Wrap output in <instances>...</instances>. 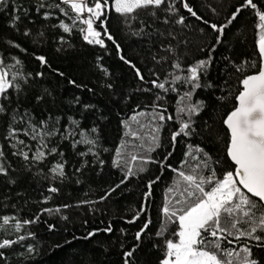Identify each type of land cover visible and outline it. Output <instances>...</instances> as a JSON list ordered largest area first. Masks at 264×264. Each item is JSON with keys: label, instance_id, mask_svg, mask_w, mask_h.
Segmentation results:
<instances>
[{"label": "trees", "instance_id": "obj_1", "mask_svg": "<svg viewBox=\"0 0 264 264\" xmlns=\"http://www.w3.org/2000/svg\"><path fill=\"white\" fill-rule=\"evenodd\" d=\"M184 2L201 19L192 16L183 7ZM57 3L59 0H0V57L6 63H14L11 57H16L21 61L18 67L25 76L32 74L27 84L21 81L23 91L19 97L10 90L11 107L16 106L18 98L21 112L28 109L37 121L49 114L53 118L60 117L62 129L69 124V117L80 122L78 130L90 131L96 126L98 132L93 136L98 137L95 149L98 158L91 154L86 157L76 154V151H86V145H78L77 150H73L69 141L53 140V145L58 143L64 157L49 156L43 163L30 167L28 161L12 155L15 149L10 148L9 141L4 139L11 110L0 115V150L5 152L8 173L0 175V217H15L9 226L0 229V242L17 240L21 235L26 237L0 249L3 253L0 264H124L123 253L137 244L133 264H158L162 253L153 245L162 248L164 240L171 238V232L176 230L175 225H170L164 238L156 236L164 219L165 196L172 203L179 196V189L168 192L180 180L172 169L187 173L197 163L188 159V163L181 167V162L186 159L187 145H198L213 160L226 161L228 135L223 119L235 104L240 79L254 71L252 61L259 63L256 43L259 18L255 12L264 11V0H253L257 9H242L225 29L220 44H216L219 33L213 31L211 25L227 24L244 0H169L176 8L174 13L164 10L167 4L155 10L156 16L150 15L151 8L139 9L135 13L137 19L128 23L114 10H107L104 24L100 25L99 21L95 24L102 33L105 47L87 43L80 31L85 29V24L77 21L73 25L75 14L67 5H61L69 13L64 15L55 7ZM181 17L184 23H177ZM165 19L167 23H164ZM61 21L69 26L68 33L59 27ZM104 27L115 44L103 34ZM141 28L143 34L133 35ZM116 44L120 46L119 52ZM213 46L215 51H212ZM121 55L135 68L121 60ZM37 56L45 57L47 65H41ZM209 56L212 62L202 82L210 81L215 87L201 88L194 94L193 99L202 100L205 105L203 111L193 117L196 131L192 136L181 135L173 146L171 133L179 127L175 121H152L150 115H145L137 118L145 125L140 128L130 119L136 112H162L165 108V115H175L177 93L153 88L149 81L167 80L166 88L179 87L171 84L169 73H185L174 69L173 63L178 60L182 68H187ZM244 62H248L245 71L237 72L236 68ZM103 69L107 70V75ZM136 69L140 70L144 81L137 77ZM36 73L43 75L36 76ZM69 80L81 87L70 84ZM45 89L50 95L45 94ZM157 94L162 97L160 100H156ZM37 95L44 96L39 103L35 99ZM154 103L162 107L154 109ZM84 105L92 107L85 110ZM160 124L163 125L157 133L160 147L150 152L148 148L154 147L151 128ZM128 131H136L138 137L125 136ZM121 145L122 155L118 158L115 150ZM132 155H136L137 160H131ZM61 159L67 161L65 177L53 179L49 169L54 161ZM117 159L119 167L113 163ZM84 160L88 161L87 165L75 171ZM100 160L104 163L101 164ZM129 167L134 174L124 180ZM140 168L144 171H139ZM224 170L217 167L218 175L222 176ZM151 181L155 183L149 188ZM116 185L120 186L117 188ZM49 187H56L58 191L49 192ZM182 187L180 183L179 188ZM48 197L50 199L45 203ZM44 208L60 210L42 213ZM138 212L139 218L128 223ZM37 215L40 217L38 222L23 224L24 220H32ZM16 220L22 225L19 232L14 228ZM149 220L148 229L141 241H137L135 233ZM49 225L54 226L52 230ZM109 225L112 231H103ZM98 229L100 231L95 236L84 239L89 232ZM244 243V239L236 242L237 250ZM256 243L247 241L253 253L250 258L264 264V248L255 247ZM29 247L33 249L31 252Z\"/></svg>", "mask_w": 264, "mask_h": 264}, {"label": "snow or ice", "instance_id": "obj_2", "mask_svg": "<svg viewBox=\"0 0 264 264\" xmlns=\"http://www.w3.org/2000/svg\"><path fill=\"white\" fill-rule=\"evenodd\" d=\"M167 4L165 11L174 13L176 8L174 3H169V0H59L55 5L64 15H68V11L61 7L67 5L71 12L75 14L73 18V25L79 21L87 25V29H80L85 33L83 39L89 44L99 45L105 47V41L102 38V33L94 28L96 21L100 25L104 24L107 19V10H114L120 16L125 18L128 23L131 20H136L135 13L139 9L151 8L150 13L156 16V9H160ZM41 7H44L42 4ZM183 7L197 19V13L193 8L184 2ZM251 7L257 9V5L253 0H244V3L238 6L235 12L232 13L231 18L227 24L217 26L211 25L213 31L219 33L216 37V44L222 43L221 37L225 29L230 25L240 14L242 9ZM84 13L88 16L85 18ZM255 15L259 18V23L256 28L258 39L256 41L259 53V63L251 62V68L254 69L250 74L244 75L239 81L240 88L235 95V104L231 111L223 119V124L226 126L228 139L225 144L226 161L213 160L211 156L201 147L192 144L187 145L185 152V160L181 162V167L188 163V159L195 160L197 163L191 167L189 172L180 169H172L180 178L179 182L172 188L168 189L171 193L179 189V196L174 203L168 200L165 196V202L162 208L163 221L159 230L156 233L158 238H164L170 231L169 226L175 225L176 230L171 232V238L164 240V245L160 248L159 245L153 247L159 248L162 253V258L158 264H259L257 259L252 257V249L247 244L248 240L257 242L255 247L264 248V11L256 10ZM47 18V16H46ZM19 19V17H17ZM168 21L165 19L164 23ZM177 23H184V18L181 17ZM207 23V22H206ZM59 27L65 33L70 31V28L63 21L60 22ZM143 28L139 31L133 32V35L143 34ZM28 35L27 32L24 33ZM104 35L107 39L116 43L111 34H109L107 27H104ZM63 40V38H61ZM11 43V42H10ZM19 47L18 45H14ZM117 51H120V46L116 44ZM212 51H215L213 46ZM14 63H6L3 57H0V115H6L10 111V118L7 123V131L4 139L9 141V147L15 149L13 156L22 157L23 160L29 162V166H34L38 163H43L49 156L64 157V153L59 151L58 143L54 146L52 141H69L73 150H77L78 145H86V151H76L80 157H86L89 154L98 158V153L95 149L98 147V137L93 134L98 132V128L93 126L90 131L78 130L80 122L69 117V124L65 125L63 129L60 127V117L53 118L51 114L47 118L37 121L34 115L28 110L20 111V101L17 98L16 106L13 104L10 90L19 97L23 88L21 81L27 84L28 77L23 73L22 69L18 67L21 61L16 57H11ZM37 60L41 65H47V60L43 56H37ZM126 64H130L135 68L123 55L120 56ZM153 59H156L154 56ZM227 59V57L225 58ZM160 61L157 60V63ZM212 62L211 56L206 60L196 61L193 65L182 68V65L177 60L173 63L174 69L182 70L184 75H173L171 84L179 85V87L166 88L165 82H158V80H151L153 88L164 90V92H176L178 96L177 107L175 115H165L167 109L162 112L153 111L152 113H145L143 111L136 112L130 117L132 121H136L140 128L145 127L137 119L140 116L150 115L152 121H175L179 127L176 131L171 133V141L173 146L177 142V138L181 135L185 137L192 136L196 129L193 127L195 121L194 116H198L204 109L205 102L202 100H194V94L201 88H214L215 85L210 81L203 83L204 77L207 74L208 67ZM248 66V62L242 63L236 68L237 72L243 73ZM107 75V70L103 69ZM155 75V73H153ZM43 73H36V76H42ZM63 75V73H59ZM136 75L144 81V76L139 69H136ZM69 83L75 85V81L69 80ZM226 83V82H225ZM111 88V85H108ZM183 89V91H182ZM151 91V89H144ZM91 91V89H89ZM45 94L50 95L47 89ZM162 97L157 94L156 100ZM226 97H220L225 99ZM36 102L39 103L44 99L43 95L36 96ZM79 102V97L76 98ZM92 105H84L85 110L91 108ZM162 107L159 104L153 105V108ZM187 117L185 119L184 117ZM127 126V122L125 121ZM163 125L160 124L151 128V141L154 147H149L148 151H154L156 147H160L159 136L157 133ZM79 136V139L75 137ZM125 136H131L133 139L138 137L136 131L125 132ZM26 137L27 139H21ZM122 147H117L115 150L116 156L119 158L122 155ZM107 151V149H105ZM201 154L197 156L196 154ZM169 156L171 153L168 154ZM168 157H165V160ZM5 152L0 150V175L6 176L7 168L5 167ZM131 160H137L136 155L131 156ZM101 164L104 162L99 161ZM145 162H148L145 159ZM66 160L54 161L49 169L53 174L52 178L65 177ZM88 161L84 160L81 167L75 169L80 171L81 168L87 165ZM114 165L119 167V159L113 161ZM167 167H171L168 165ZM217 167H223L225 170L222 176L218 175ZM207 170V174H205ZM139 171H144L140 168ZM133 169L127 168L124 180L133 175ZM159 179V177H157ZM121 180V183H124ZM14 183V181H12ZM155 181L149 183V188ZM180 183L183 184L179 188ZM120 185H116L118 188ZM49 192L55 193L58 191L56 187H49ZM115 191V189H113ZM148 195V193H146ZM50 197L45 198V203ZM104 199V197H101ZM67 207V205L65 206ZM60 209H41V212H58ZM140 211H143L141 209ZM139 218V212L128 223H134ZM15 217L2 216L0 217V229H4L10 225V220ZM40 219L37 215L32 220H24L23 224L36 223ZM66 219V217H65ZM151 221H146L143 227L135 233V239L141 241L142 235L146 232ZM22 225L19 220H16L14 228L17 232L20 231ZM54 226L49 225V230ZM94 230L89 232L84 239H88L96 235ZM105 232H111L112 227L109 225L103 229ZM123 231V230H122ZM32 234L29 233V236ZM26 237L21 235L17 240H3L0 242V249L10 247L18 241H23ZM241 239L245 243L236 248V242ZM139 245L133 246L131 250L123 253L125 259L124 264H133L134 253ZM33 249L28 248L31 252ZM243 254V255H242ZM3 253L0 252V257Z\"/></svg>", "mask_w": 264, "mask_h": 264}, {"label": "rangeland", "instance_id": "obj_3", "mask_svg": "<svg viewBox=\"0 0 264 264\" xmlns=\"http://www.w3.org/2000/svg\"><path fill=\"white\" fill-rule=\"evenodd\" d=\"M83 16L86 18L87 16H88V14L87 13H84L83 14ZM98 23V21H96V23L95 24H97ZM95 24H94V28H95ZM87 29V25L85 24V30ZM96 29V28H95ZM97 30V29H96ZM98 31V30H97ZM84 34H86V32L85 33H83V36H84Z\"/></svg>", "mask_w": 264, "mask_h": 264}, {"label": "water", "instance_id": "obj_4", "mask_svg": "<svg viewBox=\"0 0 264 264\" xmlns=\"http://www.w3.org/2000/svg\"><path fill=\"white\" fill-rule=\"evenodd\" d=\"M257 53H258V47H257ZM258 56H259V53H258ZM259 60H260V57H259ZM225 126V125H224ZM225 128H226V126H225Z\"/></svg>", "mask_w": 264, "mask_h": 264}]
</instances>
